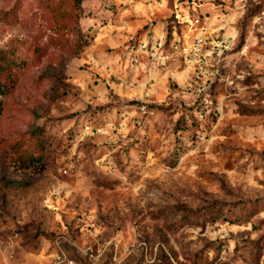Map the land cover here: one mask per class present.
<instances>
[{
  "label": "rangeland",
  "instance_id": "1",
  "mask_svg": "<svg viewBox=\"0 0 264 264\" xmlns=\"http://www.w3.org/2000/svg\"><path fill=\"white\" fill-rule=\"evenodd\" d=\"M54 1L0 0V264H264V0Z\"/></svg>",
  "mask_w": 264,
  "mask_h": 264
},
{
  "label": "built area",
  "instance_id": "2",
  "mask_svg": "<svg viewBox=\"0 0 264 264\" xmlns=\"http://www.w3.org/2000/svg\"><path fill=\"white\" fill-rule=\"evenodd\" d=\"M196 24H200L197 20ZM208 36L207 29L205 27H200V34L196 38L194 44L191 48H183L179 40L175 37L170 43V48H165V43H156L155 45H150V43L141 42L132 47V51L146 56L155 65L166 64L168 60L172 59L174 56L181 55L185 64H193L194 62H199V57L206 44V37ZM222 49H227V45L222 41L219 42Z\"/></svg>",
  "mask_w": 264,
  "mask_h": 264
},
{
  "label": "trees",
  "instance_id": "3",
  "mask_svg": "<svg viewBox=\"0 0 264 264\" xmlns=\"http://www.w3.org/2000/svg\"><path fill=\"white\" fill-rule=\"evenodd\" d=\"M83 0H55L50 4L51 11L53 13V21H54V28L58 32H66V31H75V27L71 26L74 22L78 23L80 18L81 10L83 9ZM77 20V21H75ZM81 33V32H80ZM78 34V33H77ZM79 35V34H78ZM168 36L171 39L172 31L168 32ZM66 44L68 47L76 46L77 48L87 47L89 44L83 43L81 41L80 36H78V41L72 45L70 40H66ZM35 53H39L35 51ZM3 69L0 66V73H2ZM27 163L31 166H38L39 161L41 160V156L38 158L35 157H28L27 156Z\"/></svg>",
  "mask_w": 264,
  "mask_h": 264
}]
</instances>
